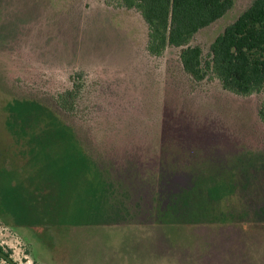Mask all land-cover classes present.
<instances>
[{
	"label": "rangeland",
	"instance_id": "rangeland-1",
	"mask_svg": "<svg viewBox=\"0 0 264 264\" xmlns=\"http://www.w3.org/2000/svg\"><path fill=\"white\" fill-rule=\"evenodd\" d=\"M253 1L193 36L203 64ZM147 34L106 0H0V246L14 262L56 264L65 242L119 228L153 264H209L232 235L262 264L264 89L195 81L179 49L151 56Z\"/></svg>",
	"mask_w": 264,
	"mask_h": 264
},
{
	"label": "trees",
	"instance_id": "trees-1",
	"mask_svg": "<svg viewBox=\"0 0 264 264\" xmlns=\"http://www.w3.org/2000/svg\"><path fill=\"white\" fill-rule=\"evenodd\" d=\"M107 4L134 9L148 30L146 50L151 56H161L168 47L180 51L182 68L193 80L207 75L219 81L223 90L237 96H250L264 89V0L253 3L231 24L224 28L210 45L209 60L202 63V51L191 46L193 36L220 19L233 6V0H106ZM58 105L66 109L65 98ZM264 127V99L257 112ZM16 263L11 252L0 246V263Z\"/></svg>",
	"mask_w": 264,
	"mask_h": 264
},
{
	"label": "crops",
	"instance_id": "crops-1",
	"mask_svg": "<svg viewBox=\"0 0 264 264\" xmlns=\"http://www.w3.org/2000/svg\"><path fill=\"white\" fill-rule=\"evenodd\" d=\"M224 16V15H223ZM264 207V206H263ZM262 207V208H263ZM260 208L261 207H256ZM120 231L119 235L92 237H78L67 241L55 252L56 264H153V258L144 257L143 237L137 233H127L126 230L110 228ZM109 229V230H110ZM124 232V233H121ZM82 238V239H81ZM222 245L213 248L209 264H254V243L251 236L232 235L225 238ZM221 246V247H220ZM219 249L226 256L220 258ZM214 255V257H213ZM262 264H264V244L261 248ZM200 264H207V257L200 256Z\"/></svg>",
	"mask_w": 264,
	"mask_h": 264
}]
</instances>
